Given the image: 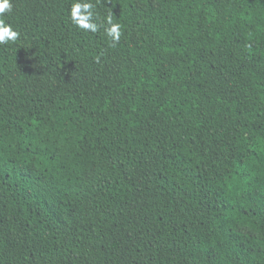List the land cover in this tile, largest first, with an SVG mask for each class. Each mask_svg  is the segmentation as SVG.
<instances>
[{"label": "trees", "instance_id": "obj_1", "mask_svg": "<svg viewBox=\"0 0 264 264\" xmlns=\"http://www.w3.org/2000/svg\"><path fill=\"white\" fill-rule=\"evenodd\" d=\"M13 0L0 45V264H264V0Z\"/></svg>", "mask_w": 264, "mask_h": 264}, {"label": "clouds", "instance_id": "obj_2", "mask_svg": "<svg viewBox=\"0 0 264 264\" xmlns=\"http://www.w3.org/2000/svg\"><path fill=\"white\" fill-rule=\"evenodd\" d=\"M13 0H0V45L15 42L19 32L11 23L6 22V14L13 10ZM97 5L92 0H73L70 6V18L72 23L79 29L96 33L101 27L105 35L115 45L120 41L122 25L113 21V14L109 12L103 22H99Z\"/></svg>", "mask_w": 264, "mask_h": 264}]
</instances>
